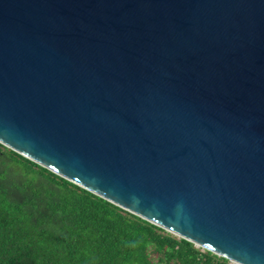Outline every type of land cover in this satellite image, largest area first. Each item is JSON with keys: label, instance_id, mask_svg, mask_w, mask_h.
Returning <instances> with one entry per match:
<instances>
[{"label": "water", "instance_id": "water-1", "mask_svg": "<svg viewBox=\"0 0 264 264\" xmlns=\"http://www.w3.org/2000/svg\"><path fill=\"white\" fill-rule=\"evenodd\" d=\"M0 144L264 264V0H0Z\"/></svg>", "mask_w": 264, "mask_h": 264}, {"label": "trees", "instance_id": "trees-1", "mask_svg": "<svg viewBox=\"0 0 264 264\" xmlns=\"http://www.w3.org/2000/svg\"><path fill=\"white\" fill-rule=\"evenodd\" d=\"M0 264H229L0 144Z\"/></svg>", "mask_w": 264, "mask_h": 264}, {"label": "built area", "instance_id": "built-area-1", "mask_svg": "<svg viewBox=\"0 0 264 264\" xmlns=\"http://www.w3.org/2000/svg\"><path fill=\"white\" fill-rule=\"evenodd\" d=\"M229 264H235V263H233V262L229 261Z\"/></svg>", "mask_w": 264, "mask_h": 264}]
</instances>
